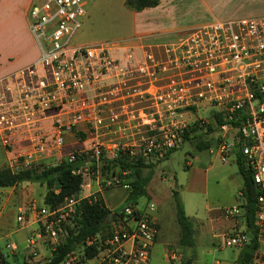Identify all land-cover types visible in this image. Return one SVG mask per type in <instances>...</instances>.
<instances>
[{"label": "built area", "instance_id": "obj_1", "mask_svg": "<svg viewBox=\"0 0 264 264\" xmlns=\"http://www.w3.org/2000/svg\"><path fill=\"white\" fill-rule=\"evenodd\" d=\"M82 2L35 0L28 7L38 53L0 76L1 144L20 148V138L33 153H42L59 150L67 134L83 133L86 148L65 158L83 154L85 163L74 171L96 175L100 157L123 152L144 162L157 160L180 146L185 132L199 136L208 126L219 159L236 148L258 190V247L249 264H264V14L203 22L164 43L138 37L133 43H74L85 17ZM206 106L214 109L198 115ZM105 148L111 151L106 154ZM76 202L73 196L53 207L30 202L17 210L16 220L24 224L28 212L38 217L36 236L42 232L55 245ZM153 211L149 203L141 210L123 205L104 230L84 240L83 246H94L92 257L78 248L60 264H147L156 232ZM245 241L242 229L223 243ZM5 247L15 250L9 243Z\"/></svg>", "mask_w": 264, "mask_h": 264}, {"label": "rangeland", "instance_id": "obj_2", "mask_svg": "<svg viewBox=\"0 0 264 264\" xmlns=\"http://www.w3.org/2000/svg\"><path fill=\"white\" fill-rule=\"evenodd\" d=\"M82 5L85 17L72 38L74 43H133L137 37L144 43H164L203 22L264 14V0H162L160 7L148 9L144 13L128 9L123 0H83ZM209 109L214 108L200 107L197 114L205 116ZM76 136L79 140L83 139V136ZM188 136L189 139L172 150L166 158L155 162L149 182H145V195L135 200L136 205L141 206L148 198V203L154 209L156 241L150 250L147 264H238L237 255L241 246H226L223 243L244 229L239 207L242 200L238 196L241 178L237 173L234 157L230 155L222 161L216 155L214 147L195 148L198 140L215 136L213 132ZM149 167L140 168L139 174H150ZM111 171L112 173L110 169L100 170L99 165L96 175L82 174L81 186L96 179L98 184L101 182L102 187L108 188L125 185L130 179L125 177L130 174L128 170L112 168ZM6 189L7 187H3L0 191ZM24 190L32 191L36 205H42L40 197L45 191L42 185L32 183L31 189ZM172 191L176 192L184 207V214L195 229L191 247L172 244V240L176 239L174 232L178 230ZM14 201L0 198L1 251L7 253L4 244L9 243L15 246L14 251L8 250L12 259V256L20 254L21 260L27 263L46 259L54 243L42 232H39L40 237L36 236L35 232L41 223L38 217H33L31 229L16 220L18 202ZM232 207L237 208L236 215L223 213L224 209ZM212 212H219L217 219L210 217ZM68 219V216H64L63 226L69 223ZM62 238L63 235L58 236L57 241ZM31 239L32 244L26 247L27 241ZM37 242L39 245H36ZM8 260L9 264H19L11 261L10 257Z\"/></svg>", "mask_w": 264, "mask_h": 264}, {"label": "trees", "instance_id": "obj_3", "mask_svg": "<svg viewBox=\"0 0 264 264\" xmlns=\"http://www.w3.org/2000/svg\"><path fill=\"white\" fill-rule=\"evenodd\" d=\"M125 7L132 11H140L144 8L154 7L158 4V0H123ZM215 119L218 117L215 115ZM211 129L207 126L202 134L210 133ZM82 137V134H78ZM188 132L183 134V140L188 139ZM210 144L208 140H199L195 144V148H208ZM171 149L168 151L170 153ZM167 155V154H165ZM83 154L76 155L72 161H67L66 158L60 159L58 162L47 165H28L26 167H18L11 169L9 167L0 168V187L14 186L20 182L38 183L44 186L45 191L42 198V204L50 207L55 206L62 201L64 197L73 196L77 199L74 205L73 212L68 215L69 223L62 225L63 238L58 241L49 252V256L39 262L27 263L23 260L19 264H60L63 257L72 250L81 248L87 258L92 257L96 251L93 245L83 246L85 239H88L96 233L104 230L109 221L118 215L123 205H134L138 196L144 193V184L149 178V173L146 176L139 174V169L144 166H150L148 162L136 157L131 158L126 153L117 152L112 158L100 157V170H109L112 173V168H117L120 171H129L130 178L126 185L129 186V192L123 203L117 210H108L99 194L95 191L86 197L78 198V193L81 189L82 175L74 170L81 169L85 163ZM235 165L237 173L241 178V186L239 188V197L241 198L240 214L244 224V230L252 231L253 236L249 242H243L241 249L237 255L238 264H249L253 257L258 244L255 240V224L254 212L256 209V196L258 190L252 183L248 168L243 164L242 156L237 153L235 157ZM100 189L102 187L100 182ZM109 188V187H108ZM174 201L175 221L179 229L177 246L191 247L193 245L192 224L188 217L184 214L182 204L176 196V192L172 191ZM83 246V248H82ZM189 260H186L188 262ZM0 264H7V261L0 252Z\"/></svg>", "mask_w": 264, "mask_h": 264}, {"label": "crops", "instance_id": "obj_4", "mask_svg": "<svg viewBox=\"0 0 264 264\" xmlns=\"http://www.w3.org/2000/svg\"><path fill=\"white\" fill-rule=\"evenodd\" d=\"M31 3H32V0H0V76L6 74L7 72H10L11 70H14L16 68H19L21 66H24L30 63L37 56V53H38L37 46L28 29L27 9ZM161 3H162V0H158V4L155 5L154 7L144 8L140 10L138 13H144L145 11H149L148 9L160 7ZM81 134L83 135L82 137L83 139H80V140L74 133L67 134L64 139V144L61 148H59V150H56V151L49 150V151H44L42 153H33V150L30 147L26 146L27 141L21 140L20 138H18V144L21 145L20 148H12V149L5 148L1 144V141H0V168L9 167L12 169L13 165H16L17 167H26L28 165H42V164L50 165L55 162H58L60 159L65 158L68 152L72 150H84L86 148L87 146V138L85 137L86 134H83V133ZM208 139L210 141L208 148L213 147L212 146L213 138L210 136L206 138L205 140H208ZM187 140L188 139L183 140L182 143ZM197 142H199V140ZM204 149H207V148H204ZM104 151L106 154H108L111 150L109 148H105ZM237 153H238L237 149L234 148V150L230 152L227 158L230 155H233L234 157L233 160L235 162V157ZM168 155L169 153H167V155H165L163 158L147 161L150 165L149 168L151 171L149 178H148V182L151 177L153 167L156 164L155 162L166 158ZM186 164L187 163L185 162V166ZM141 168L147 169L148 166H144ZM42 187L44 186L42 185ZM0 188H3V187H0ZM25 188L31 189L32 183L30 182L21 183L20 182L14 186L7 187L6 190L0 191V198L2 197L3 200L5 201L15 200L14 202H18L16 205V212H17L19 208H25L27 204H29L30 202H35L34 196L32 195L33 194L32 191H25L24 190ZM95 191H99L100 197L105 207L110 211H114L120 207V205L123 203V201L127 197L128 192H129V186L125 184V185H119L115 187H109L107 189H100V185L98 184V181L96 179L92 181L90 180L81 186V189L77 197L78 198L86 197L87 195ZM145 193H146V188L144 184V193L140 196L145 195ZM43 194L44 192L41 194V197H40L41 199L43 198ZM140 196H138L137 198H139ZM238 196H239V192H238ZM148 201L149 200L147 198L141 206H137L136 203L133 206L136 209L141 210L143 209L144 205L148 203ZM218 213L219 212H216V213L212 212V215L210 217H212L213 219H217ZM24 216H25L24 225L27 228L31 229L33 227L31 223V221L33 220V215L30 212H28ZM152 218L154 221L153 213H152ZM154 224H155V221H154ZM192 229H193V233H192V238H193V235L195 233V229L193 228V226H192ZM156 233H157V230L155 234ZM174 234L176 236V239L172 240V244L177 246L179 229L176 231V233L174 232ZM155 241H156V237L154 235L151 247L149 249L148 260L150 256V250ZM36 245H39V242H37ZM4 247H5V244H4ZM161 249H163V247H161ZM0 252L2 253L5 260L7 261V264H9V260H8L9 257L11 261L13 260V262L17 261L18 263H20L22 261L21 260L22 256H20L21 254L16 255V257L12 256L13 257L12 259L8 249H7V253L2 252L1 249H0ZM24 261H25V258H24Z\"/></svg>", "mask_w": 264, "mask_h": 264}, {"label": "water", "instance_id": "obj_5", "mask_svg": "<svg viewBox=\"0 0 264 264\" xmlns=\"http://www.w3.org/2000/svg\"><path fill=\"white\" fill-rule=\"evenodd\" d=\"M252 235H253L252 231H249V230L245 231L246 242L250 241V239L252 238Z\"/></svg>", "mask_w": 264, "mask_h": 264}]
</instances>
